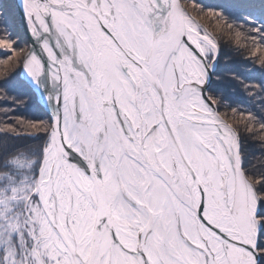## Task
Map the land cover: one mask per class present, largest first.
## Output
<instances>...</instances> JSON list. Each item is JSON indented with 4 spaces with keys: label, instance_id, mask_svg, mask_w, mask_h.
I'll return each instance as SVG.
<instances>
[{
    "label": "snow or ice",
    "instance_id": "6c2138e0",
    "mask_svg": "<svg viewBox=\"0 0 264 264\" xmlns=\"http://www.w3.org/2000/svg\"><path fill=\"white\" fill-rule=\"evenodd\" d=\"M0 264H264V0H0Z\"/></svg>",
    "mask_w": 264,
    "mask_h": 264
},
{
    "label": "trees",
    "instance_id": "16d2710c",
    "mask_svg": "<svg viewBox=\"0 0 264 264\" xmlns=\"http://www.w3.org/2000/svg\"><path fill=\"white\" fill-rule=\"evenodd\" d=\"M206 2H226V0H206ZM230 56L232 57V59L237 62L238 64L241 63V53H237V52H231ZM242 106L247 107V100L246 98H242Z\"/></svg>",
    "mask_w": 264,
    "mask_h": 264
}]
</instances>
